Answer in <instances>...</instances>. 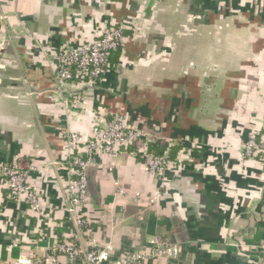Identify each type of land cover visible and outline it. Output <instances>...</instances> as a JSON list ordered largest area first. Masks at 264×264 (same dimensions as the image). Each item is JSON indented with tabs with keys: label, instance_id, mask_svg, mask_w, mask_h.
<instances>
[{
	"label": "crops",
	"instance_id": "0c3cea01",
	"mask_svg": "<svg viewBox=\"0 0 264 264\" xmlns=\"http://www.w3.org/2000/svg\"><path fill=\"white\" fill-rule=\"evenodd\" d=\"M111 26L123 41L99 84L59 88L54 54ZM100 113L122 116L171 166L152 175L140 143L93 154L89 224L76 230L64 211L66 138L89 141ZM252 137L264 140V0H0V166L24 170L48 209L35 216L0 177V264L64 241L110 243L115 259L149 252L155 237L179 258L144 264H264V163L244 154Z\"/></svg>",
	"mask_w": 264,
	"mask_h": 264
},
{
	"label": "built area",
	"instance_id": "2783aa9c",
	"mask_svg": "<svg viewBox=\"0 0 264 264\" xmlns=\"http://www.w3.org/2000/svg\"><path fill=\"white\" fill-rule=\"evenodd\" d=\"M122 41L121 28L111 26V28H103L97 40L82 44L76 50L59 49L54 54L56 62L54 79L57 86L65 88L76 79L84 87L95 88L106 72L111 53L121 48ZM74 99L77 101L78 97L75 96ZM106 117V114L100 113V118L95 119L89 141L83 142V139L74 133L68 134L66 138V164L74 179H70L67 184L68 196L64 211L76 230L85 229L89 224L82 208L88 199L87 168L91 156L115 153L121 147L137 146L139 143L141 145L138 146L145 149L143 134L134 127H128L122 116H114L110 119ZM83 152L85 158L81 155ZM244 154L248 158H257L264 163V140L257 141L252 137L244 145ZM143 166L152 175L159 177L171 165L164 156H156L145 149ZM0 177L6 182L8 197L11 200L25 204L37 217L44 215L47 208L42 204L37 192L27 184V174L24 170L14 164L2 165ZM147 245L149 252H133L111 259L113 247L110 243L85 248L79 243L64 241L51 247L41 259L25 257L5 264H144L148 260L165 258L173 262L179 258V247L176 244L155 237L150 239ZM58 255L66 256L67 262H59Z\"/></svg>",
	"mask_w": 264,
	"mask_h": 264
},
{
	"label": "water",
	"instance_id": "95a60500",
	"mask_svg": "<svg viewBox=\"0 0 264 264\" xmlns=\"http://www.w3.org/2000/svg\"><path fill=\"white\" fill-rule=\"evenodd\" d=\"M174 226H176L175 222H173Z\"/></svg>",
	"mask_w": 264,
	"mask_h": 264
},
{
	"label": "trees",
	"instance_id": "16d2710c",
	"mask_svg": "<svg viewBox=\"0 0 264 264\" xmlns=\"http://www.w3.org/2000/svg\"><path fill=\"white\" fill-rule=\"evenodd\" d=\"M112 53H113V52H112ZM112 53H111V54H112Z\"/></svg>",
	"mask_w": 264,
	"mask_h": 264
}]
</instances>
